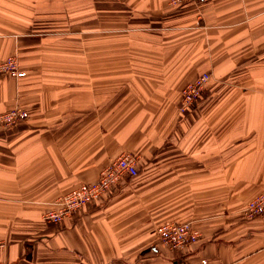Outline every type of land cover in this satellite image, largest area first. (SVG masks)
Segmentation results:
<instances>
[{"label": "crops", "instance_id": "obj_1", "mask_svg": "<svg viewBox=\"0 0 264 264\" xmlns=\"http://www.w3.org/2000/svg\"><path fill=\"white\" fill-rule=\"evenodd\" d=\"M143 3L140 4V2ZM0 0V264H264V0ZM215 78L188 114L185 84ZM139 175L54 223L118 154ZM131 179V180H129ZM192 220L174 254L157 225Z\"/></svg>", "mask_w": 264, "mask_h": 264}, {"label": "built area", "instance_id": "obj_2", "mask_svg": "<svg viewBox=\"0 0 264 264\" xmlns=\"http://www.w3.org/2000/svg\"><path fill=\"white\" fill-rule=\"evenodd\" d=\"M0 70L2 72L11 73L15 76H24L27 75L26 70H23L20 68L18 64V60L14 56H9L7 59H5L3 62L0 63ZM207 77L203 75H200V77L197 78L196 81L190 83L187 85L182 99V108L187 109L189 106H191L195 100L199 97V88L200 86L206 81V79H209V73ZM29 115L28 110L16 106L8 111L2 112L0 114V122L3 124H14L18 121V118H25ZM119 163H113L112 165L106 167V171L110 174V176H105L103 174L100 176L99 180L95 183L85 182L81 186H77L70 191H66L62 193L55 201V204L48 208L44 212V219L50 222L54 223H60L62 222L67 215L74 212V210L77 208L82 207L85 203L92 201L95 198L103 196V194L111 187V184L120 176L123 174H131L136 175L138 173V160L137 156L134 154H123L119 156ZM121 162H125L126 164L130 165L129 163L133 164L130 171H127L128 173H122L118 174L115 170V167H118ZM119 172V169L117 170ZM117 175L115 178L114 176ZM92 190L90 193L87 192V190ZM109 191V190H108ZM107 191V192H108ZM257 199L259 200V203H256V208L254 209L252 207V203L250 202L249 205L246 207V212L248 215H252L255 213H260L264 211V192L263 195H258ZM256 199V200H257ZM164 226H167L166 224ZM170 230H167L163 232L162 229H160V233L165 241V244L167 242L169 243V246L172 250L176 249H182L184 246L190 245L191 242L195 241L194 239H197L198 232L195 231L196 235L194 237L189 236L188 231L190 226L188 225L187 229V223H179L174 224L173 222L170 223ZM188 234V236H187ZM178 241L181 243V247H178ZM2 246V241L0 240V247ZM177 264H213L208 259L204 258L201 261H198L196 263L193 262H183V263H177Z\"/></svg>", "mask_w": 264, "mask_h": 264}, {"label": "rangeland", "instance_id": "obj_3", "mask_svg": "<svg viewBox=\"0 0 264 264\" xmlns=\"http://www.w3.org/2000/svg\"><path fill=\"white\" fill-rule=\"evenodd\" d=\"M123 1V0H122ZM189 1H197V0H170V5H172V6H175V7H180V6H182V5H184V4H186L187 2H189ZM141 3H143V1H141L140 2V4ZM23 70H25V69H23ZM26 72H27V74H28V71L26 70ZM206 72L207 73H209V79H206V81L200 86V90H199V97L197 98V100H195V102L191 105V106H189L187 109H183L182 108V99H183V94H184V91H185V89H186V87H187V85L188 84H190V83H192V82H194V81H196L197 80V78L198 77H200V75H203L204 74V76L205 77H207L208 76V74H206ZM213 78H215V76H214V74L211 72V71H203L201 74H199L198 76H196V78H194V79H192V80H190V81H188L186 84H185V86L183 87V90H182V93H181V98H180V101H179V106H178V109L182 112V113H184V114H188L189 112H191L193 109H194V107H195V105H196V103L199 101V99L202 97V95H203V93H204V91L206 90V88H207V86L210 84V82L212 81V79ZM25 109V108H24ZM27 110V109H26ZM1 114V113H0ZM26 118V117H25ZM20 119H23V118H18V120H20ZM5 126H11V125H13V124H4ZM134 154V155H136L137 156V159L139 158V156L137 155V154H135V153H133V152H129V151H127V150H125V151H123V152H121L120 154H118L115 158H113L101 171H100V174H99V177H98V179L97 180H95V181H93V182H90V183H95V182H97L98 180H99V178H100V176H102L103 174H105V176H110V174L108 173V172H105L106 171V167H108V166H110V165H112L113 163H116V164H118L120 161H119V159H120V157L119 156H121V155H123V154ZM139 161V160H138ZM130 165H133V164H131V163H129ZM130 165H128V164H126L125 162H121V164L118 166V167H115V170H116V172L118 173V174H122V173H128L127 171H130V169H131V167L132 166H130ZM119 169V172L117 171ZM118 174H116L114 177L116 178L117 177V175ZM137 175H139V163H138V173L136 174V175H131V174H123V175H120L112 184H111V187L103 194V196L105 195H108L110 192H111V190L123 179V178H125V177H127V176H131L132 177V179H133V177H136ZM110 177H113V176H110ZM129 180H131V179H129ZM83 183H85V182H81V183H79V185H77V186H81ZM87 183V182H86ZM77 186H73L72 188H70V189H68V190H65L64 192H68V191H70L71 189H73V188H75V187H77ZM92 190H90V189H88L87 190V192L88 193H90ZM63 192V193H64ZM263 192L264 191H262V192H260V193H258V194H256L255 196H253L247 203H246V205L244 206V208H243V212H244V214L248 217V218H253V217H256V216H258V215H261V214H263L264 213V211H262V212H260V213H255V214H252V215H248L247 214V212H246V207H247V205H249L250 204V202L252 203V207L255 209L256 208V203H259V200L260 199H257V197H258V195L260 196V195H263ZM61 195V194H60ZM59 195V196H60ZM101 197H102V195H101ZM58 198V197H57ZM56 198V199H57ZM99 198V197H98ZM97 198H95V199H93V200H96ZM257 199V200H256ZM56 201V200H55ZM89 202H91V201H89ZM89 202H87V203H89ZM87 203H85L82 207H80V208H76L75 210H74V212H76V211H78V210H80L81 208H83ZM52 207V206H51ZM74 212H72L71 214H69V215H67V217L68 216H70V215H72ZM65 220V219H64ZM63 220V221H64ZM62 221V222H63ZM174 223L175 225L176 224H179L180 222L181 223H187V229H188V225L190 226V228H189V231H188V234H189V236H191V237H194L195 235H196V233H195V231L196 232H198V237H197V239H194L195 241H193V242H191L190 243V245L191 244H194V243H196L197 241H199V238L201 237V231L195 226V224H194V222L192 221V220H169V221H166V222H163V223H160V224H158L157 225V234H158V240H159V242L162 244V245H164L165 247H167L171 252H173L174 254H177L178 252H182L186 247H188V246H190V245H188V246H184L182 249H176V250H172L171 248H170V246H169V243L167 242V244H165V241H164V239H163V237H162V235H161V233H160V229H162L163 230V232H165L166 231V229L167 230H170V223ZM167 225V226H164V225ZM188 234H187V236H188ZM178 247H181L182 245H181V243L178 241ZM204 258H201L199 261H201V260H203ZM207 259V258H206ZM214 264V263H213Z\"/></svg>", "mask_w": 264, "mask_h": 264}]
</instances>
